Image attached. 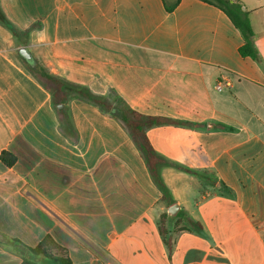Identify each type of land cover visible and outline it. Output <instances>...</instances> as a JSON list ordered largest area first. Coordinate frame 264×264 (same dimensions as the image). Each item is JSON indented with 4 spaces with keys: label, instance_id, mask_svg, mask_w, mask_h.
I'll return each mask as SVG.
<instances>
[{
    "label": "crops",
    "instance_id": "obj_1",
    "mask_svg": "<svg viewBox=\"0 0 264 264\" xmlns=\"http://www.w3.org/2000/svg\"><path fill=\"white\" fill-rule=\"evenodd\" d=\"M236 1L260 63L199 0H0L20 32L0 24V264H23L7 241L47 237L72 264H264V0ZM22 48L37 70L183 123L146 131L170 164L165 200L111 112L55 106Z\"/></svg>",
    "mask_w": 264,
    "mask_h": 264
},
{
    "label": "trees",
    "instance_id": "obj_2",
    "mask_svg": "<svg viewBox=\"0 0 264 264\" xmlns=\"http://www.w3.org/2000/svg\"><path fill=\"white\" fill-rule=\"evenodd\" d=\"M178 1L179 0H175L170 3L167 2V0H163L166 11L171 12L177 5ZM199 1L218 8L226 15L232 25L239 31L243 39V44L238 50L239 54L242 57H249L256 63H260V56L255 48L253 40L254 30L249 21L248 12L243 6L236 0ZM0 24L7 27L17 37L20 36V32H18L1 13ZM38 26V23H34L22 34L26 36L31 30L38 28ZM32 72L37 80L51 92L55 106L64 104L72 97H77L97 106L102 112L110 113L113 108L118 109V119L143 158L152 179L161 192L162 200L167 198L168 192L160 178L158 169L160 166L170 164L157 154L146 135V131L152 127L171 124L178 125L183 124L182 122H177L162 116L140 114L125 105L120 99L116 100L114 103H110L106 98L93 94L86 87L70 83L57 76L51 75L42 68L39 70L33 69ZM2 158L7 165L12 164L15 160L13 156L7 153H3ZM6 245L15 249V251L22 257L23 264H39L37 263L38 260L44 261L43 264H72L71 260L66 256V252L62 248H59L50 237L45 238L44 241L33 248L27 247L16 240L7 241Z\"/></svg>",
    "mask_w": 264,
    "mask_h": 264
},
{
    "label": "water",
    "instance_id": "obj_3",
    "mask_svg": "<svg viewBox=\"0 0 264 264\" xmlns=\"http://www.w3.org/2000/svg\"><path fill=\"white\" fill-rule=\"evenodd\" d=\"M175 0H167V2H174ZM19 55L23 58V60L25 61V63L32 69H38L36 61L33 59L32 55L28 52V50L26 48H22L19 50ZM113 111H116V109H112L111 110V114H113ZM118 111H116L117 113ZM119 114V112H118ZM178 211V206L177 205H173L170 208H168L167 210V215L169 217H175Z\"/></svg>",
    "mask_w": 264,
    "mask_h": 264
},
{
    "label": "rangeland",
    "instance_id": "obj_4",
    "mask_svg": "<svg viewBox=\"0 0 264 264\" xmlns=\"http://www.w3.org/2000/svg\"><path fill=\"white\" fill-rule=\"evenodd\" d=\"M116 100H114L112 103H114ZM116 111H118V109H116ZM116 111H113V114H111L112 115V117L117 121V122H119L120 123V125H121V127L124 129V127L122 126V124H121V122H120V120L118 119V112L116 113ZM125 130V129H124ZM128 134V133H127ZM129 136V135H128ZM129 138H130V136H129ZM130 140V142H133L132 140H131V138L129 139ZM96 227V226H95ZM107 229V224L104 222V221H102V220H100V219H97V227H96V237L97 238H99V239H103L104 237H105V233H106V230ZM37 263H39V264H43L44 263V261H40V260H38L37 261Z\"/></svg>",
    "mask_w": 264,
    "mask_h": 264
},
{
    "label": "built area",
    "instance_id": "obj_5",
    "mask_svg": "<svg viewBox=\"0 0 264 264\" xmlns=\"http://www.w3.org/2000/svg\"><path fill=\"white\" fill-rule=\"evenodd\" d=\"M216 88L218 89V90H220L221 89V84H216Z\"/></svg>",
    "mask_w": 264,
    "mask_h": 264
}]
</instances>
